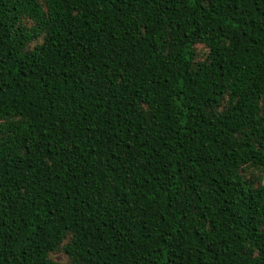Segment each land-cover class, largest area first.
Returning <instances> with one entry per match:
<instances>
[{
    "label": "trees",
    "instance_id": "trees-1",
    "mask_svg": "<svg viewBox=\"0 0 264 264\" xmlns=\"http://www.w3.org/2000/svg\"><path fill=\"white\" fill-rule=\"evenodd\" d=\"M0 264H264V0H0Z\"/></svg>",
    "mask_w": 264,
    "mask_h": 264
},
{
    "label": "rangeland",
    "instance_id": "rangeland-1",
    "mask_svg": "<svg viewBox=\"0 0 264 264\" xmlns=\"http://www.w3.org/2000/svg\"><path fill=\"white\" fill-rule=\"evenodd\" d=\"M259 174L257 172H250L249 176H252V178L257 177ZM52 258L59 262V263H68L69 262V258L68 256H66L63 252H57L55 254L52 255Z\"/></svg>",
    "mask_w": 264,
    "mask_h": 264
}]
</instances>
